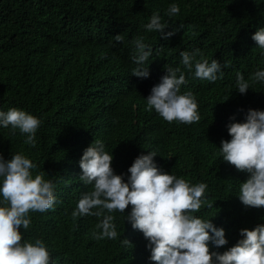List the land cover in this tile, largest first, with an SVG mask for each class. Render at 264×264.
<instances>
[{"label": "trees", "instance_id": "trees-1", "mask_svg": "<svg viewBox=\"0 0 264 264\" xmlns=\"http://www.w3.org/2000/svg\"><path fill=\"white\" fill-rule=\"evenodd\" d=\"M173 2L180 11L168 17ZM154 11L174 35L163 39L144 29ZM260 26L264 0H0V102L41 120L33 145L18 129L0 128V155L22 152L37 165L34 174L56 183L54 207L29 211L22 240L42 239L55 264H156L146 238L123 221V213L112 215L117 232L131 242L127 246L120 235L93 238L100 218L72 215L80 194L92 187L80 180L78 161L95 139L112 152L111 166L125 178L137 155L155 150L164 171L205 182L206 199L194 214L225 229L228 243L217 251L235 244L240 228L264 223V206L246 207L237 196L248 174L219 153L221 139L230 138L228 123L243 121L249 108L264 109V83L252 78L264 68L262 50L251 38ZM116 34L124 41L116 42ZM141 35L153 48L147 78L131 74V41ZM181 50L227 65L212 82L186 75L181 91L194 94L200 115L189 124L145 110L164 66L184 70ZM237 72L249 82L243 94L236 90ZM214 247L209 242V250Z\"/></svg>", "mask_w": 264, "mask_h": 264}, {"label": "clouds", "instance_id": "clouds-1", "mask_svg": "<svg viewBox=\"0 0 264 264\" xmlns=\"http://www.w3.org/2000/svg\"><path fill=\"white\" fill-rule=\"evenodd\" d=\"M180 11L177 3L169 4L165 11L173 17ZM148 32L155 31L163 39L174 35L175 29H168V21L158 11L152 12L143 25ZM256 46L264 55V26L251 35ZM116 42H123L124 36L116 34ZM131 60L135 65L131 74L147 78L153 48L145 42L144 36H137ZM181 67L164 66L159 82L151 86L145 97V110H155L168 122L185 124L200 119L198 103L190 90L181 91L187 82L186 75H193L210 82L223 77V67L217 59L197 58V51L181 50ZM255 81L264 83V68L252 74ZM250 88L241 72L236 73V90L241 94ZM0 102V128L18 129L25 143L35 144V134L41 120L24 109L10 107ZM229 139H221V159L246 172L247 178L240 182L239 200L244 206H264V109L249 108L243 121L232 120L227 124ZM158 153L148 150L137 155L128 166L127 175L117 174L111 166L112 152L105 150L101 139L92 140L79 158V178L90 191L80 194L73 217L96 216L99 219L92 233L95 239H116L114 211L123 213L133 229L142 232L150 250L149 259L156 264H264V223H257L251 229H239L240 238L223 252L215 250L228 243L225 229L208 218L194 213L199 211L206 199L207 184L203 181L191 183L186 179L164 171L154 157ZM37 165L22 152L11 153L9 159L0 155V264H55L44 241L35 238L33 242L22 240L21 228L31 223L29 211L45 212L56 202V183L45 179L43 173H33ZM131 205L126 212L127 206ZM212 207L213 204L207 205ZM211 217V216H210ZM209 242L214 245L209 250ZM124 246L131 244L121 237Z\"/></svg>", "mask_w": 264, "mask_h": 264}]
</instances>
